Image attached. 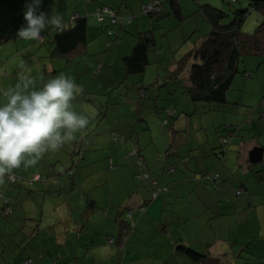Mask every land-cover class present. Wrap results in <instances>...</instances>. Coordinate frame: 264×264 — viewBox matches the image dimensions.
<instances>
[{"label":"trees","instance_id":"16d2710c","mask_svg":"<svg viewBox=\"0 0 264 264\" xmlns=\"http://www.w3.org/2000/svg\"><path fill=\"white\" fill-rule=\"evenodd\" d=\"M138 1L140 3L137 9L130 10L126 15L118 13L117 8H110L99 2L100 5L96 8L95 16L100 25L104 21V17L107 16L110 23H118L121 30L134 20L139 23L137 21L139 15L149 18V22L141 24V26L136 24L133 47L128 54L120 57L119 69L123 71L125 77L141 75L136 87L139 100L150 103L147 106L143 102L142 107L148 111L146 113L151 114L158 124L157 132L154 131L146 116H139L135 121L138 131H146V136L155 143L160 141L158 138H162L163 141L161 145L153 143V146L151 144L137 146L131 141V137L112 131L109 134L110 143L119 149H124L125 152L121 155L128 165L126 168H128L137 188L147 193L148 197L138 205L140 214L145 213L149 204L158 202L162 204L159 222L161 234L167 240L171 239L173 233L181 234V236L179 234L177 236L175 252L183 254L193 264H245L241 261H243V257H246L245 255L251 254L250 251L254 250L255 242L264 241L263 237L259 238L258 236L260 241H256V236L252 232L253 226L255 228L259 222L257 220L255 223L256 210L258 211L264 206V152L262 160L258 163L252 162L248 158L244 160L240 146L247 144L243 140L249 132H242L243 136H239V132L243 129L241 124H235L234 128L228 123L229 121L225 122V125H220L217 123V114H211L208 117L207 115L198 116L196 112L201 102H204L213 104L206 108L209 112L222 110L224 108L221 106L233 104L235 106L234 114L240 115V108L245 104L241 100L239 103H229L227 93L232 90L233 80L236 76L252 78L250 72L241 68L243 57L259 56L262 58L261 62L264 61V0H243L247 4L246 8L235 9L232 19L227 24L223 23L227 17L225 12L209 4H200L202 0H193L198 5V9L194 10L195 8H193L187 16L183 13L179 0ZM228 1L235 3L239 0ZM154 2L157 4L154 5L155 9L149 12L143 11L144 6ZM115 4L118 9L130 6L127 0H119ZM103 7L108 10L106 13L101 12ZM98 10L102 15L101 21H98L96 14ZM110 12L113 16H110ZM198 12L208 23L210 33L198 39L195 46L186 52L180 60H177L176 68L175 65L164 68L163 76L157 74L156 80L145 84L143 76L146 74V67L150 64L148 53L156 46L153 30L150 29L162 30L164 19H170L174 23L178 20L182 23L184 19L197 15ZM252 13L259 17L257 24L253 31L243 32L241 29L245 19ZM147 24L150 29H146ZM86 31V18L77 14L71 16L64 24L63 30L53 31L54 34L50 40L52 48L47 56L48 61L53 58H62L67 65H71L70 67L73 68L76 62L70 63L74 57L86 54L88 44ZM108 31L111 32V30ZM43 36L42 34L41 41L38 40L41 43L44 41ZM117 37L118 35H116V40ZM3 42H6L5 38H0V43ZM115 42L109 41L108 45H114ZM156 55H159L157 51ZM45 72L42 74H48L46 78H51L50 73L58 74V70ZM75 75L76 79L74 80L82 87V84H85L91 88L95 82L94 79L85 81L81 73ZM70 77H72V73ZM147 91L151 92L147 94ZM82 95L89 98L91 94L82 93ZM165 101L167 104L164 103ZM263 103V100L260 99L257 106L262 109L260 118L264 121ZM94 110L99 111L100 109ZM195 118L198 121L196 125H194ZM231 118H228L230 122ZM255 119L254 114L246 113L242 123L253 124L256 122L258 124ZM92 132L93 129L87 131L85 135H90ZM235 138H238L237 144L235 143L232 147ZM78 143H80V147H78ZM205 144L211 146L210 149L204 148ZM153 148L155 149L154 156L152 160H149L144 152L147 149L154 150ZM67 150L65 149V156L69 158L67 164L58 169L56 166L61 161L53 160L48 169L44 168L37 172L39 164L37 162L34 165L37 170L32 173L30 179L24 178L20 173L26 169L22 167L17 169L19 172L13 170L12 173L4 177L3 181H0V219L3 220L1 224L4 225L5 221H10L15 215L12 202L17 201V198L22 199L21 204L26 203L23 202L25 199H32L38 203L40 217L36 221L40 222L43 201L46 205H50V196L61 197V199H54V202H51V205L61 202L57 206L58 210L66 208V203L68 211L69 209L74 210L79 201L87 197L90 198L96 188L100 189L104 186L103 184H106L105 181L101 183L99 180L102 176L98 179L94 178V181L80 179L85 155L91 152L85 143L81 144V141H78L68 152ZM232 152H235L234 160L231 159V162L228 163L226 157ZM208 157L211 162L204 165L201 161H205ZM203 168L209 169L210 173L205 175ZM35 182H39V186L44 187V190H39V186L33 187ZM52 187H56V189H52ZM228 193L233 200L228 198ZM201 196L204 202L201 201L203 200L200 199ZM208 203L215 205V208L214 206L213 210L208 208L206 206ZM190 204L200 206L202 219H199H201L202 225H206L211 232L212 229L216 230L215 241L204 249L201 246L203 236L195 238L191 235L193 230L190 229L197 227L193 216L185 213L180 217H173L177 212L188 209L187 206L190 207ZM219 204L232 205V209L229 210V205H223L217 209ZM120 211H122L121 217L115 225V234L106 237V245L119 252V257L114 264H128L125 259L127 256L126 243L131 231H135L137 227V219H132L130 208L121 207ZM172 228H177L178 231L172 232ZM28 229L29 232L26 234L24 244L20 247L21 250L13 253L12 259L6 264H35L24 253L27 250V245L37 236L40 230L39 224L36 223L35 226ZM181 229L184 231L181 232ZM109 238H112V242L108 241ZM234 238L235 240H233ZM191 243H194L195 248L190 247ZM14 245L16 246V243ZM198 249L203 251L200 252ZM59 259L54 260L52 264H58Z\"/></svg>","mask_w":264,"mask_h":264},{"label":"crops","instance_id":"0c3cea01","mask_svg":"<svg viewBox=\"0 0 264 264\" xmlns=\"http://www.w3.org/2000/svg\"><path fill=\"white\" fill-rule=\"evenodd\" d=\"M99 2L110 8H117V12L124 15L128 14L132 9H137L140 3L138 0H127V3L130 4V9L128 6L118 9L115 3L119 2V0H92L90 2H86L85 0H42L40 7L49 16L54 11L60 12L63 14L65 23L75 14L85 17L87 38L89 40L85 55L89 56L87 54L88 50H94L100 55V52L106 47V42L103 39L97 37L93 44H91L93 39H89V37L96 36L97 30L99 31L103 28L93 15L96 12V8L100 5ZM25 3L26 0H0V38H5L6 40L2 44L0 43V90L8 86H14L18 82L19 74L25 72L23 70L28 65L39 66L48 61L47 56L52 48L50 42L52 37L50 34L55 30L51 26L42 33L44 35L42 43L18 39L17 31L25 24L23 18ZM111 3H113L112 6ZM134 13L136 12L134 11ZM46 42L50 44L47 55L45 56L46 52L42 49L34 55L36 51L35 46L38 43L46 44ZM117 53L118 49L110 51L104 57L102 63L99 64L98 69H100H97L92 74V77L86 72L88 78L90 80L94 79L95 82L91 88H89V85L83 84L82 93H89L91 95L87 98L81 93L73 102L77 111L88 115L89 118L93 114L95 117L92 116L88 127L84 129L86 131L93 129V132L86 143L88 150L90 149L91 152L85 155V163L80 179L94 181V178L98 179L102 176L99 180L101 183L105 181L106 184H103L104 186L100 189L96 188L90 198L87 197L79 201L74 210L69 209L68 211L66 202V208L63 206V210H58L57 206L61 202L54 205H51V202H54V199H61V197L50 196V205H46L45 201H43L42 220L40 222L36 221L40 217L38 203L32 199L23 200V202H26L23 204L20 202L22 199L19 198H17V201H13L12 207L15 214L13 218L10 221H5L4 225L1 224L3 220L0 219V264L10 262L13 253L21 250L20 247L24 244L26 234L29 232L28 228L35 226L36 223L39 224L40 230L37 236L27 245V250L24 253L35 264H52L54 260L59 258L58 264H114L119 257V252L115 248L106 245V237L114 236L115 225L119 217H121V207L130 208L132 219H137V227L135 231H131L132 233L129 234L126 243L127 256L125 259L128 264H193L182 254L175 252L173 248L176 245L175 242L179 232L177 234L173 233L170 240H167L161 234L159 222L162 204L158 202L151 203L146 207L145 213L143 215L140 214L138 205L143 202V199L148 197L147 193L137 188L128 168H126L128 165L121 155L124 154V149L115 147L109 141V134L113 131L131 137V141L137 146H142L141 144H151L153 146L155 141L146 136V131H138L137 129L138 125L135 124V121L139 116H146L154 131L158 132L157 122L151 114L146 113L148 111L143 109L142 105L144 101L141 102L139 100L138 89L136 87L140 78L138 76L125 77L123 71L117 68ZM83 55L77 58L74 57L70 64L78 62L77 59ZM21 60L24 61L23 66L20 65ZM49 62L51 67H44L46 72H51L52 70L60 72L66 67L72 73L71 65H67L62 58H53ZM103 66H106L104 71L102 70ZM78 67L79 64L75 69H78ZM35 68L33 69L32 66L27 72L36 75L38 80L39 78L45 79L48 74H38L42 67L40 69ZM83 73V70H81V75L84 77ZM50 75L52 77L56 74L50 73ZM112 76L114 78L111 79ZM116 80L119 84L123 81L128 83L132 89L128 90L125 87V91H119V88H121L119 86L116 90L119 85L114 87ZM150 92L147 91V94ZM95 103L97 106H95ZM146 105L148 106L150 103L147 102ZM96 108L100 110H94ZM102 112L104 113L102 114ZM84 130L82 131L84 132ZM128 130L132 132L129 133ZM263 132L264 128L260 131L264 136ZM158 139L160 141H156L155 145L162 144L163 139ZM243 141L247 144L255 141L256 147H264V140L261 141V144L257 143L255 138H251L250 132ZM245 145L243 150L240 146L244 160L249 159L248 152L250 150ZM147 150H145L144 154L146 158L152 160L155 149ZM64 159V165H66L68 159L65 157ZM53 160L61 161L56 152L46 165L47 168L50 167ZM201 162L205 165L211 161L208 157L205 161ZM154 168H156L155 165ZM41 169L42 166L38 164V171H41ZM52 189H56V187H52ZM39 190H44V187L39 186ZM228 198L233 200L229 193ZM200 199H203V197L201 196ZM201 201L204 202V199ZM205 201L207 200L205 199ZM223 205L229 204H219L217 205V209H220ZM206 206L212 210L213 206L215 208V205L209 203ZM229 207V210H231L232 205H229ZM187 208L185 211L177 212L173 217H180L185 213L193 216L197 227L190 229L193 230V232L191 231V235L195 238L204 235L202 244L206 248L215 241L216 230L212 229V233L206 225H202V214L199 205L190 204V207L187 206ZM255 216V223L257 220L259 222L255 225V228L253 226L252 232L255 236L259 238L263 237L264 239V206L259 208L258 211L256 210ZM170 220L172 221L171 217ZM181 230V232L184 231V229ZM176 231H178L177 228H172V232ZM20 233H23L24 239ZM179 235L181 236V234ZM14 243H16V246ZM253 249L250 251L251 254L245 255L246 257L242 256L243 261L241 262L264 264V241L254 244Z\"/></svg>","mask_w":264,"mask_h":264},{"label":"rangeland","instance_id":"374dc122","mask_svg":"<svg viewBox=\"0 0 264 264\" xmlns=\"http://www.w3.org/2000/svg\"><path fill=\"white\" fill-rule=\"evenodd\" d=\"M182 8H183V13H185V16H187V14H189L193 8H195L194 10L198 9V5L193 1V0H179ZM113 3H111L112 6ZM200 4H209L215 8H218L220 10H222L223 12H225V14L227 15V17L223 20V23H229L230 20L232 19L233 16V11L235 9L238 8H246V3L243 0H239L235 3L229 2L228 0H202V3ZM95 19L96 16L95 14H93ZM190 16V15H189ZM258 15L255 13H252L251 15L249 14L247 16V18L245 19V22L242 26V31L243 32H251L254 29L255 24H257V20H258ZM168 19V18H167ZM152 20H155V18H152ZM137 21L139 23H137L135 20L132 21L131 23L127 24V27L124 28L123 30L120 29V26L118 23L116 24H112L110 23L111 21H109V18L106 16L104 17V21L101 23V28L99 31L97 30L96 36L93 37H89V39H93L91 41V44H93L96 40V38L98 37L99 39H103L105 40V48L100 52V55L95 52L94 50H88L87 51V55H83L81 58H78V62H74V66L71 69L72 71V77L73 79H76V75L77 73H81V70H83V74L84 77L86 79V81L88 82L90 78H88V75L86 74L89 73V76L92 77V74L96 72V70L98 69V66L100 63H102V61L104 60V57L110 52V51H115L118 49V53L116 55V60H117V68H120V57L122 55H126L128 54V52H130L131 48L133 47L134 44V40H135V33L134 32L136 30V24H145L146 22H149V18H145L142 15H139L137 17ZM163 29L162 30H154V29H150L149 24L146 25V29H150L153 30V36L155 39V49L151 50L148 53V58H149V65L146 67V74L144 77V82L145 84H149L152 83L154 80H156L159 76H163L164 74V68L171 66V65H175L176 68V62L177 60H180L183 55L188 52L190 49H192L195 46V42L200 39L203 38L204 36L208 35L210 33V27L208 25V23L204 20V18L201 16V14L198 12L197 15H193L191 17H187V19H184L183 22H179L178 20L175 21V23L168 19L165 20L164 19V24H163ZM130 29V30H128ZM108 30H111V32H109ZM53 32L50 34V36H53ZM116 35H118L117 40H116ZM88 39V38H87ZM109 41H113L116 44L109 46ZM89 42V40H88ZM50 44L46 42V44H37L36 47V51L34 52V55L37 54L39 51L44 50L45 56L47 55V50L49 49L48 46ZM50 47V46H49ZM156 51L159 53V55H156ZM243 64L241 66V68L245 71H247L248 73L250 72L252 74V78H247L246 76H242V75H238L235 77V79L233 80V84H232V90L229 91L227 93V100L229 103H235V102H241L243 104H245L244 106H241L240 110V115H235L233 112V110L235 109V106L233 104H226L223 107L224 109L222 110H217V111H208L206 110V108L209 106H213V104L210 103H204L201 102V104L198 106L196 115H207L209 117V115L211 114H217L218 119L217 122L220 123V125H225V122H228L230 125H233V128L235 126V124H241V126L243 127L242 131L239 132V136H243L242 132H250L252 138H255L257 143H262L261 141L264 140V136L262 135V133H260V131L264 128V121L261 120L260 118V112L262 111V109L258 108L259 106H257V104L259 103V100H263L264 102V61H262V58L259 56H245L242 59ZM192 62V61H191ZM261 62V63H260ZM32 63V62H31ZM43 64V65H42ZM41 65L37 66V65H32L33 69H40L41 67V71L38 72V74H42L45 72L44 67L48 68L49 66L51 67V64L49 61H46L44 63H42ZM79 64L78 69H75L76 66ZM178 64V63H177ZM46 65V66H44ZM31 65H28L27 68H25V72H27L28 70H30L29 67ZM106 68V66H103L102 70L104 71ZM100 69V68H99ZM98 69V70H99ZM59 73H64L65 75L71 76V73L69 72V70L65 67L63 70H61ZM158 74V75H157ZM57 75V74H56ZM131 76H138L141 79V75H130ZM114 78V76L111 77V79ZM40 79V78H39ZM48 79V78H45ZM118 81L116 80L114 87H116L118 85ZM83 85V84H82ZM119 86H121V88H119ZM125 87L128 90H131L132 88L128 85V83H121L118 85V87L116 88V90L119 88V91H125ZM165 104L166 101L164 102ZM95 106H97V104L95 103ZM264 109V103H263V107ZM206 112V114H205ZM246 113L247 114H254V119L255 121L258 122V124H256V122H254L253 124L249 123V122H243V119L246 117ZM94 115V114H93ZM92 115V116H93ZM232 118H231V116ZM92 116L89 118V121H91ZM215 117V116H213ZM216 118V117H215ZM228 118H231V122L230 120H228ZM206 124L207 121H205ZM198 124L197 119L195 118L194 120V125ZM210 126V125H208ZM251 130V131H250ZM89 131V130H88ZM83 132V131H81ZM81 132H78L76 134V139L72 140L71 142L65 144L59 151H57L56 153L59 155L60 159H61V163L58 164V166H56L58 169L59 167H62V165L65 164V158L69 159L67 156H65V149L70 150L71 147L73 146V144L77 143L78 141H81L82 144H86L87 141H89V137L90 135H85L87 134V131L84 130L83 135H80ZM237 139L235 138L233 145L236 143L237 144ZM110 141V140H109ZM95 145L96 143L93 142ZM79 144V145H78ZM78 147H80V143H78ZM255 141H253L250 144H246V147H249V152L252 151L256 146ZM211 146H208L207 144L204 145V148H208L210 149ZM231 147V148H232ZM244 144H242V150H243ZM235 149V148H234ZM67 150V152H68ZM66 152V153H67ZM248 152V154H249ZM55 152H48L46 154H44L41 159L38 161V163L40 164V166H42V169L46 168V165L48 164V162L52 159V156ZM234 155L235 152L233 153H229L228 156L226 157V159L228 160V163L231 162V159L234 160ZM259 165V164H258ZM21 169V168H20ZM204 169L205 175L209 174L210 171L209 169ZM36 168L35 166H30L27 167L25 169V171H20V173H22V175L24 176V178L30 179L32 176L33 172H36ZM19 172L17 169L14 170V172ZM28 172H31L28 174ZM38 172V170H37ZM242 173V172H241ZM240 173V174H241ZM28 174V175H27ZM27 175V176H26ZM63 179V178H61ZM24 182H26V180H23ZM39 186V182H35L33 183V187H38ZM187 231H189L188 229H186ZM28 232V231H26ZM189 234V232H187ZM21 237L24 239L25 237L23 236L22 233H20ZM204 237V235H203ZM256 241H260V239L256 236ZM191 242V241H190ZM257 242H255L256 244ZM203 247V244L201 245ZM191 248H195L194 244L191 243L190 244ZM174 248V246H173ZM204 249V247H203ZM200 250V252H202L203 250ZM256 252V251H254ZM183 255V254H182ZM185 257V256H184ZM247 262H245L246 264ZM249 264V262L247 263Z\"/></svg>","mask_w":264,"mask_h":264},{"label":"clouds","instance_id":"9594fccd","mask_svg":"<svg viewBox=\"0 0 264 264\" xmlns=\"http://www.w3.org/2000/svg\"><path fill=\"white\" fill-rule=\"evenodd\" d=\"M41 4L42 0H26L18 39L38 41L50 26L63 30V14L54 11L49 16ZM82 91L64 73L38 80L29 72H21L14 86L0 90V181L13 170L36 165L44 154L59 151L88 127V115L73 103Z\"/></svg>","mask_w":264,"mask_h":264},{"label":"water","instance_id":"95a60500","mask_svg":"<svg viewBox=\"0 0 264 264\" xmlns=\"http://www.w3.org/2000/svg\"><path fill=\"white\" fill-rule=\"evenodd\" d=\"M263 147H255L252 151L249 152V159L252 162L258 163L263 158Z\"/></svg>","mask_w":264,"mask_h":264},{"label":"built area","instance_id":"2783aa9c","mask_svg":"<svg viewBox=\"0 0 264 264\" xmlns=\"http://www.w3.org/2000/svg\"><path fill=\"white\" fill-rule=\"evenodd\" d=\"M154 5H157L155 2L153 3V4H149V5H147V6H144L143 7V11L144 12H149V11H151L152 9H155V6ZM106 11H108L105 7H103L102 8V10H101V12L102 13H106ZM97 16H98V21H101L102 20V15H101V13L99 12V10L97 11ZM110 16H113V14L110 12ZM75 17V16H74ZM74 17H72V18H74ZM58 31H60V30H58ZM40 41H41V39H40ZM109 242H112V238H109V240H108Z\"/></svg>","mask_w":264,"mask_h":264}]
</instances>
